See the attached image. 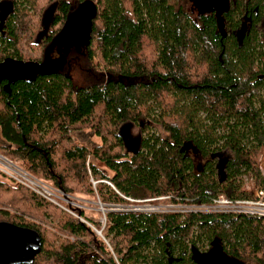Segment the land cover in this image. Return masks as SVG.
I'll return each instance as SVG.
<instances>
[{"label":"trees","instance_id":"16d2710c","mask_svg":"<svg viewBox=\"0 0 264 264\" xmlns=\"http://www.w3.org/2000/svg\"><path fill=\"white\" fill-rule=\"evenodd\" d=\"M81 1L12 0L0 60L40 61L46 41L37 43L33 33L41 13L55 4L53 35ZM90 1L96 9L89 36L78 50L62 54L61 69L7 87L0 79V152L77 196L93 194L84 166L89 152L92 174L133 198L248 197L240 188L242 174L264 188L256 162L264 147V0H229L224 36L212 12L198 15L168 0ZM244 15L248 26L238 45L234 31ZM125 123L139 133L134 153L124 150L119 135ZM152 123L163 133L150 131ZM76 128L91 129L99 143L75 146L69 130ZM188 151L202 162L193 166ZM220 157L226 158L223 177L216 168ZM0 175L1 204L20 212L0 206V220L33 228L40 237L39 252L24 264H197L196 254L212 244L235 264H264V217L110 210L101 238L76 216ZM96 191L102 202H123L106 183L98 182ZM72 210L100 227L90 211ZM28 217L54 221L70 237Z\"/></svg>","mask_w":264,"mask_h":264},{"label":"water","instance_id":"95a60500","mask_svg":"<svg viewBox=\"0 0 264 264\" xmlns=\"http://www.w3.org/2000/svg\"><path fill=\"white\" fill-rule=\"evenodd\" d=\"M194 5L197 14L213 12L217 30L221 36L225 35L224 23L222 14L227 11L229 7V0H190ZM9 3V2H8ZM7 3V4H8ZM8 7L9 4H8ZM55 4L52 3L44 10L52 14ZM95 3L90 0H83L71 10L54 36V40L59 41L60 38L68 35V32L78 31L80 33L81 46L86 42L90 27L91 19L95 14ZM52 18V15H51ZM246 18V16H245ZM244 19L240 26L234 31L238 45L246 32L248 22ZM47 25L48 23L43 22ZM43 28V27H42ZM48 47V46H47ZM47 47L44 49L43 58L41 61L21 60L13 57H6L0 60V79H5L7 83L13 82L16 79H32L39 74H49L59 70L63 66V59H59L56 64L50 63L47 60ZM264 80V74L259 75ZM119 135L121 136L122 145L125 151L134 153L139 149V133L133 130L131 123L123 124L119 128ZM183 148V145L182 147ZM226 158L220 157L216 163L218 175L223 177V167ZM40 250V237L38 232L30 227L17 225L6 220H0V264H24L31 263L34 256ZM220 249L218 245L212 244L204 252L196 254L197 264H235L226 258L219 255Z\"/></svg>","mask_w":264,"mask_h":264},{"label":"built area","instance_id":"2783aa9c","mask_svg":"<svg viewBox=\"0 0 264 264\" xmlns=\"http://www.w3.org/2000/svg\"><path fill=\"white\" fill-rule=\"evenodd\" d=\"M81 146V145H77ZM89 153L86 155L85 163L86 168H88ZM257 167L261 176L264 179V150L260 153L258 158ZM0 173L7 179L14 183L20 184L25 188L29 189L33 193L39 195L40 197L48 200L49 202L55 204L63 210L71 212L67 206L58 201V198L64 194L57 195L59 192L52 186L48 185L46 182L36 177L23 167L19 166L14 160L6 157L0 153ZM96 182H103L111 186L117 194L123 199V202L113 203V202H102L101 210L107 211H131V212H142V213H161V212H175V213H187V212H209V213H239V214H249L264 217V188L254 187L250 192L251 196L248 197H238L230 198L223 192H217L214 196L210 197L207 201H190L187 199L180 200L177 196L172 194H163L152 197L143 198H133L123 195L118 190L114 188L110 181L107 179L98 178ZM94 181H92L93 183ZM168 200V201H167ZM161 202V203H158ZM163 202V203H162ZM182 204H179V203ZM187 202V205L184 203ZM101 206V204H100ZM78 216V215H77ZM78 218L83 221L88 226H92L87 220L78 216ZM100 229H93L101 235V228L105 225V213L102 212Z\"/></svg>","mask_w":264,"mask_h":264},{"label":"rangeland","instance_id":"374dc122","mask_svg":"<svg viewBox=\"0 0 264 264\" xmlns=\"http://www.w3.org/2000/svg\"><path fill=\"white\" fill-rule=\"evenodd\" d=\"M168 1L170 4L173 5V7L181 6L185 11H189L190 4H189L188 0H168ZM148 129H150V131H152V130L157 131L160 134L163 133V131L157 125H155L153 123L148 127ZM143 134H144V132H143ZM69 137H70L71 143L74 144L75 146L85 145L87 148H91V147H93L99 143L98 137L92 132L91 129H88V128H76V129L69 130ZM2 144H3V141L0 138V145H2ZM263 150H264V147H262L260 149V151L257 155V158H256L257 163H258L259 155L261 152H263ZM0 153L3 154L2 152H0ZM187 153L192 156L193 166L199 165L202 162L201 159L197 155H193L190 151H188ZM3 155H5V154H3ZM89 155H90L89 156L90 162H88L89 171H88V168H86L85 161H84V166H85L87 181L89 182V185H90L91 189L93 190L92 195H79V196L71 195V194L64 192L62 189H59L58 187L53 186L52 184H50L48 182H46V183L48 185L52 186L53 188H55L56 190L60 191V193L56 192L57 195H61V193L64 194L61 197H65V200L63 198H60V199L58 198V201L63 203L65 206H67L68 209L71 210V212L66 211V210H64V211L70 213L71 215L76 216L77 218H78V216L72 210V208H80V209H83L84 212L90 211V212H88L90 219L99 222L101 220V217H102V212L105 213L106 211L101 210V208H105V206H102V204H103L102 200L100 199V197L96 191V185L98 184V182H96L95 180L98 179L99 177H95L91 172L90 163L94 162V158L92 156V153L89 152ZM6 157H8V156H6ZM194 170H195V168H194ZM0 180H5V179L0 175ZM238 180L240 181V188L246 192H251L253 190V188L255 187L253 179L250 176H248L247 174L240 175L238 177ZM92 181H94V182L92 183ZM158 203H161V202H158ZM100 204H101V206H100ZM179 204H182V203L180 202ZM184 205H187V202H185ZM0 206L1 207L3 206L4 208L8 209L9 211H15V212L20 213L19 211H16L14 208L10 207L6 203H3V205H2L0 202ZM28 218L32 219V220L35 219V221L37 223H41L42 225H44L48 229L55 231L60 236H64V237L68 236L66 233H63L57 229V227L54 224L55 223L54 221H50L49 219H45V221H40V220H37L36 218H32V217H28ZM92 226L96 229H100V227L98 228L94 225H92ZM92 226H89V227L94 231V233L97 236L101 237L100 234L97 233L93 229ZM100 226H101V223H100ZM68 237H70V236H68Z\"/></svg>","mask_w":264,"mask_h":264},{"label":"flooded vegetation","instance_id":"af4514ba","mask_svg":"<svg viewBox=\"0 0 264 264\" xmlns=\"http://www.w3.org/2000/svg\"><path fill=\"white\" fill-rule=\"evenodd\" d=\"M188 2L190 4V10L192 12L197 13L192 2L190 0H188ZM7 3L9 4L10 7H8ZM13 6H14V3L12 2V0H0V35L1 36H3L5 34V32H4V29L6 27L5 21H6V18L12 12ZM47 7H48V5H47ZM43 12L40 15V19H39V23H38V29L40 30V28H41L42 31H39V30L35 31L33 33V38L38 37L37 43H40L42 40L46 41V43L43 47V54H44V49L48 46L46 58L48 61H50V63L56 64L59 59H63V61L65 62V57L62 55L63 53H65V54L68 53L71 48H75L76 50H78L80 48V46H81L80 36H79L80 33L78 31H72V32L70 31V32H68L67 36L65 35V37L60 38L59 41H57L58 39L55 41L53 38L58 33V31L53 35H51L49 32V25H50L52 14L47 13V12L43 13ZM245 16L246 15H244L243 18L248 20V17L245 18ZM42 17L44 20L43 22L46 21L48 23L47 25H45L44 23L42 24ZM247 20H245V21H247ZM64 21H63V23H64ZM34 41L35 40H33V42ZM208 248H210V246Z\"/></svg>","mask_w":264,"mask_h":264}]
</instances>
